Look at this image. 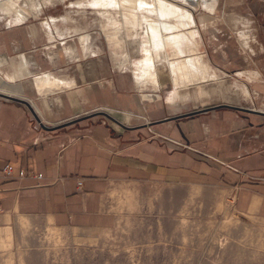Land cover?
I'll return each mask as SVG.
<instances>
[{"label":"crops","instance_id":"crops-1","mask_svg":"<svg viewBox=\"0 0 264 264\" xmlns=\"http://www.w3.org/2000/svg\"><path fill=\"white\" fill-rule=\"evenodd\" d=\"M134 13L125 12L126 23ZM22 17L0 29L1 220L32 217L75 246H92L115 222L108 192L138 183L217 186L238 214L264 219V0H215L194 18L217 78L175 100L164 78L159 88H140L116 56L80 55L78 36L96 29L89 17L74 25L69 17L64 36L53 38L37 14ZM44 74L58 88L36 87ZM7 164L11 178L2 172Z\"/></svg>","mask_w":264,"mask_h":264},{"label":"rangeland","instance_id":"rangeland-1","mask_svg":"<svg viewBox=\"0 0 264 264\" xmlns=\"http://www.w3.org/2000/svg\"><path fill=\"white\" fill-rule=\"evenodd\" d=\"M98 1L105 4L117 1L120 8L106 10L96 6ZM158 1L146 0V3L155 11ZM161 1L163 8L158 13L168 16L171 25L178 22L177 16H192L184 6L188 0ZM213 1L202 0L203 9L213 5ZM136 2L138 0H0V29L22 23L23 15L35 13L45 35L53 38V34L64 36L69 17L74 25L76 17L87 16L96 29L88 28L82 33L89 35L90 40L86 47L80 45L79 54L101 55L112 60V56H116V61L113 60L116 66L120 70L130 68L138 86L145 88L154 86L143 80L140 72L142 36L150 23L146 19L151 18L139 11L143 6L139 8ZM50 10L55 14L49 13ZM128 11L136 15L131 23L125 20ZM201 12L199 9L198 14L192 16L193 22ZM53 24L61 25L56 28L57 33L55 27L50 30ZM184 24L186 27L180 33L192 34L186 38L191 46L183 54L169 53L170 59L202 56L200 41L196 42L198 31L191 27L195 22L192 24L186 19ZM196 24L199 25L197 21ZM61 42L67 46L65 41ZM128 42L136 48V56L131 53L132 46L128 48ZM210 67L213 66L208 65L206 82L217 78ZM163 78L173 86L172 100H175L179 89L174 87L170 76H162L160 82ZM160 84L154 87L159 88ZM242 97L247 99L244 103L250 105L249 108L257 110L253 106L254 97L243 93ZM106 200L105 207L115 215V222L100 234L94 245L87 247L75 246L66 232L35 218L8 213L3 214L1 220V215L0 264H264V219L238 214L228 194L217 186L116 184Z\"/></svg>","mask_w":264,"mask_h":264},{"label":"bare ground","instance_id":"bare-ground-1","mask_svg":"<svg viewBox=\"0 0 264 264\" xmlns=\"http://www.w3.org/2000/svg\"><path fill=\"white\" fill-rule=\"evenodd\" d=\"M136 3L139 4V8L143 6L139 11L145 12V15H149L148 18H151L146 19L147 23L148 21L150 23H148L149 27L144 32V36H142L144 39L142 43L143 59L140 67L142 79L151 82L154 86H159L162 76H170L174 87L178 88L179 91L206 82L208 80L209 68L208 64L204 62V55L202 53H200L202 56L193 55L187 59H170L169 56V53H174V51L177 54H183L191 46L189 44L191 42L188 43V39L190 38L188 36L192 37V34H182L180 30L186 27V24H184L186 19L187 21L190 20L193 24V17H189V14L184 18L177 16L178 22L171 25L168 16L163 15L162 12L158 13L163 8L161 3L164 2L161 0L156 2L159 6L156 5L157 9L155 11L153 8L149 9L150 5H147L148 2L146 3V0H138ZM96 6L106 10H117L120 8V3L115 1L110 4H105L98 1ZM179 18L181 19L179 20ZM79 38L83 47H86L89 43L90 36L81 34ZM44 75L36 78V87L44 91L45 89L49 90V88L58 86L59 83L50 75ZM179 91H177V95H179Z\"/></svg>","mask_w":264,"mask_h":264},{"label":"built area","instance_id":"built-area-1","mask_svg":"<svg viewBox=\"0 0 264 264\" xmlns=\"http://www.w3.org/2000/svg\"><path fill=\"white\" fill-rule=\"evenodd\" d=\"M203 1H205V2H209V3H212V1L213 0H203ZM202 2V0H188L187 2H186V4L184 5L185 6V8L187 9V10H189L190 12H191V14H192V16L194 17L195 15H197L198 14V10L199 9H201V10H204L203 9V7H202V5L205 3V2H203V3H201ZM183 6V7H184ZM201 6V7H200ZM192 28H195V27H198L197 25L196 26H191ZM203 55H204V53L203 52H201ZM206 55H204V57H205ZM227 76V75H226ZM253 110H255V109H253ZM37 114V113H36ZM38 126H40V127H45L46 126V124L44 123V121L43 120H41L40 118H38ZM2 172H3V174H4V177L5 178H11L12 176H13V172H14V167H13V165L12 164H7V165H5L4 166V168H3V170H2ZM25 171L24 170H22L21 172H20V174H19V177L20 178H23L24 176H25ZM34 177L35 178H38V179H40L42 176L41 175H34ZM79 187H81L82 186V181H80L79 182ZM0 214H1V211H0Z\"/></svg>","mask_w":264,"mask_h":264},{"label":"water","instance_id":"water-1","mask_svg":"<svg viewBox=\"0 0 264 264\" xmlns=\"http://www.w3.org/2000/svg\"><path fill=\"white\" fill-rule=\"evenodd\" d=\"M10 98H12V96Z\"/></svg>","mask_w":264,"mask_h":264}]
</instances>
